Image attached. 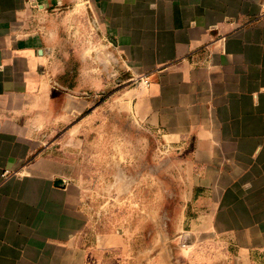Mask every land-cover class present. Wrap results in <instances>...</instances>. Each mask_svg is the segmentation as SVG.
Masks as SVG:
<instances>
[{
	"label": "crops",
	"instance_id": "crops-1",
	"mask_svg": "<svg viewBox=\"0 0 264 264\" xmlns=\"http://www.w3.org/2000/svg\"><path fill=\"white\" fill-rule=\"evenodd\" d=\"M0 264H264V0H0Z\"/></svg>",
	"mask_w": 264,
	"mask_h": 264
},
{
	"label": "rangeland",
	"instance_id": "rangeland-1",
	"mask_svg": "<svg viewBox=\"0 0 264 264\" xmlns=\"http://www.w3.org/2000/svg\"><path fill=\"white\" fill-rule=\"evenodd\" d=\"M147 84H148V82L145 83L146 86H148ZM121 87L122 86L118 83L115 85V89L118 91H120L119 89ZM108 92H111V91H108ZM103 96H105V95H103ZM104 98H106V97H104ZM103 135H105V134H103ZM125 150H126L127 155H137V153L139 151L138 148H135V149L130 148V149H125ZM102 151L104 153H106V149H103ZM140 151H141V155H142L143 150L141 149ZM145 155L147 156V158H154L155 156H167L168 155V152L164 148H160L159 142L149 132L147 133V149H146Z\"/></svg>",
	"mask_w": 264,
	"mask_h": 264
}]
</instances>
